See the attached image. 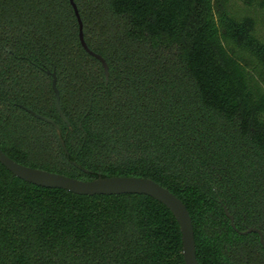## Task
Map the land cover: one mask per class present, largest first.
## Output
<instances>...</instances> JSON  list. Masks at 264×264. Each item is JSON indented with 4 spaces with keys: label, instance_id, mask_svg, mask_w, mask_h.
<instances>
[{
    "label": "trees",
    "instance_id": "16d2710c",
    "mask_svg": "<svg viewBox=\"0 0 264 264\" xmlns=\"http://www.w3.org/2000/svg\"><path fill=\"white\" fill-rule=\"evenodd\" d=\"M74 3L107 85L69 0H0V149L82 181L149 178L185 205L198 264H264L223 210L264 238V0ZM0 264L184 260L158 201L38 187L0 164Z\"/></svg>",
    "mask_w": 264,
    "mask_h": 264
},
{
    "label": "water",
    "instance_id": "95a60500",
    "mask_svg": "<svg viewBox=\"0 0 264 264\" xmlns=\"http://www.w3.org/2000/svg\"><path fill=\"white\" fill-rule=\"evenodd\" d=\"M73 7L78 26H79V42L82 48L92 57L97 59L102 67L105 77V83L108 82V66L105 60L98 54L92 52L86 45L83 38L82 22L80 20L77 8L70 0ZM51 87L55 96V109L61 120L68 124L60 108V96L59 91L56 87V75L53 72ZM24 109L31 116L53 125L58 137L60 138L59 130L57 125L45 117L35 114L29 109ZM61 144L62 141H61ZM0 164L11 173V175L25 183L48 188V189H62L67 192L82 195V196H93V195H121V194H138L148 196L163 206H165L176 219L182 241V255L184 264H198L196 259V248L194 240L193 226L190 215L185 205L167 188L162 187L158 183L154 182L149 178H135V177H101L98 176L96 179L91 181H82L75 178H71L65 175L48 172L41 169L30 168L15 162L6 156L0 149ZM226 217L230 220L232 229L240 235L248 233H256L259 235V241L261 246L264 248V239L261 232L256 228H248L245 231H238L234 225L233 216L228 213L224 208Z\"/></svg>",
    "mask_w": 264,
    "mask_h": 264
},
{
    "label": "flooded vegetation",
    "instance_id": "af4514ba",
    "mask_svg": "<svg viewBox=\"0 0 264 264\" xmlns=\"http://www.w3.org/2000/svg\"><path fill=\"white\" fill-rule=\"evenodd\" d=\"M69 2H70V0H69ZM73 3H74V0H73ZM70 4H71V2H70ZM75 4V3H74ZM72 6V5H71ZM76 6V5H75ZM73 8V7H72ZM77 8V7H76ZM74 11V10H73ZM78 11V10H77ZM75 14V13H74ZM79 14V13H78ZM80 17V16H79ZM81 20V19H80ZM82 22V21H81ZM82 31H83V27H82ZM84 38V37H83ZM48 74H52V73H49V72H47ZM51 78H52V76H51ZM108 79H109V76H108ZM104 82H105V77H104ZM51 83H52V80H51ZM108 83V82H107ZM107 83H105V85H107ZM56 87H57V78H56ZM52 88V87H51ZM60 96V95H59ZM29 114V113H28ZM38 115V114H37ZM40 116V115H39ZM48 119V118H47ZM52 121V120H51ZM67 121V120H66ZM68 125V124H67ZM60 134V133H59ZM60 139V138H59ZM60 142H61V139H60ZM63 143V142H62ZM62 146H63V144H61ZM225 208V207H224ZM224 208H223V210H224ZM226 209V208H225ZM227 210V209H226ZM226 216V215H225ZM230 221V220H229ZM233 221H234V218H233ZM231 225V224H230ZM251 228H253V227H251ZM248 229V228H247ZM246 229V230H247ZM257 229V228H256ZM245 231V230H244ZM248 234H250V233H248ZM256 234V233H255ZM240 235V234H239ZM245 235H247V234H245ZM259 236V235H258ZM263 236V235H262ZM264 239V238H263ZM260 242V241H259Z\"/></svg>",
    "mask_w": 264,
    "mask_h": 264
}]
</instances>
